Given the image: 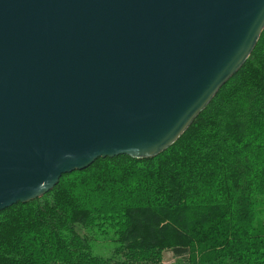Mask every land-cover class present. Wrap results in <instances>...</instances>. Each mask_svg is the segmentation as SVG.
<instances>
[{"label":"water","instance_id":"95a60500","mask_svg":"<svg viewBox=\"0 0 264 264\" xmlns=\"http://www.w3.org/2000/svg\"><path fill=\"white\" fill-rule=\"evenodd\" d=\"M263 32L264 0H0V213L166 152Z\"/></svg>","mask_w":264,"mask_h":264},{"label":"trees","instance_id":"16d2710c","mask_svg":"<svg viewBox=\"0 0 264 264\" xmlns=\"http://www.w3.org/2000/svg\"><path fill=\"white\" fill-rule=\"evenodd\" d=\"M112 235L109 257L94 252ZM264 264V32L187 132L151 160L99 159L0 213V264Z\"/></svg>","mask_w":264,"mask_h":264},{"label":"rangeland","instance_id":"374dc122","mask_svg":"<svg viewBox=\"0 0 264 264\" xmlns=\"http://www.w3.org/2000/svg\"><path fill=\"white\" fill-rule=\"evenodd\" d=\"M115 247L116 244L112 240V235L108 234L107 236L99 237L98 242L94 246V252L103 257H109ZM176 262L177 261L171 252H165L164 264H176Z\"/></svg>","mask_w":264,"mask_h":264}]
</instances>
